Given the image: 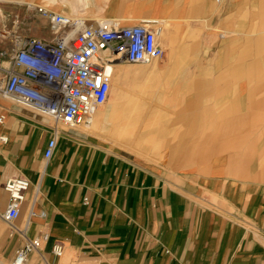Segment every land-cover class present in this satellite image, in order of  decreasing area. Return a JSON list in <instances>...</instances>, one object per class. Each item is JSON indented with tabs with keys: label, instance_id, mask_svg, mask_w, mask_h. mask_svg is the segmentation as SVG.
I'll return each mask as SVG.
<instances>
[{
	"label": "crops",
	"instance_id": "0c3cea01",
	"mask_svg": "<svg viewBox=\"0 0 264 264\" xmlns=\"http://www.w3.org/2000/svg\"><path fill=\"white\" fill-rule=\"evenodd\" d=\"M91 1L101 15L86 16L87 24L162 25L161 60L169 74H178L163 86L177 90L173 131L181 154L169 167L108 139L106 128L122 121L118 103L108 119L102 106L90 127L70 128L0 94V264H13L28 239L39 246L25 264H264V109L250 130L248 106L254 87L264 104V0H137L116 11L112 0ZM81 2L0 0V68L11 69L25 41L55 38L39 9L70 16ZM254 41L255 49L249 47ZM234 56L242 58L235 66ZM123 64L114 66L119 82L144 81L148 100L162 93L164 102L162 89L153 90L157 82H149L154 72L139 68V75L128 76L135 69ZM250 71L260 74L251 84ZM228 73L236 76L224 80ZM186 75L198 79L186 81ZM185 89L215 103L228 99L230 114L217 116L214 132L202 134L195 113L186 132L179 102ZM156 108L147 114L160 115ZM55 134L57 146L46 160ZM202 135L212 143L200 144ZM198 152L216 155L201 160ZM13 177L26 178L30 187L11 226L3 218L10 205L3 184ZM55 244L63 247L60 258Z\"/></svg>",
	"mask_w": 264,
	"mask_h": 264
},
{
	"label": "built area",
	"instance_id": "2783aa9c",
	"mask_svg": "<svg viewBox=\"0 0 264 264\" xmlns=\"http://www.w3.org/2000/svg\"><path fill=\"white\" fill-rule=\"evenodd\" d=\"M39 13L49 19L55 38L50 42L25 41L15 52L11 69L0 68V94L46 114L56 125L90 127L109 99L115 65H149L165 55L162 25L156 21L133 26L108 22L89 25L46 9H39ZM56 146L55 134L48 143L46 160L52 158ZM29 187L24 177H13L3 184L10 198L3 218L11 226L20 215ZM38 246V239H28L13 264H25ZM53 253L62 257V245L55 244Z\"/></svg>",
	"mask_w": 264,
	"mask_h": 264
},
{
	"label": "rangeland",
	"instance_id": "374dc122",
	"mask_svg": "<svg viewBox=\"0 0 264 264\" xmlns=\"http://www.w3.org/2000/svg\"><path fill=\"white\" fill-rule=\"evenodd\" d=\"M137 3V0H112L111 1V9H115L116 5L121 6L126 3ZM140 2V1H138ZM78 3V2H77ZM83 8H73L72 18L75 19H86V16H100L101 13H98L95 9V4L91 0H83L81 2ZM76 11V12H74ZM109 20V19H106ZM91 25V24H89ZM255 49L256 42H249V47H253ZM235 48V46H234ZM250 60H254L256 62V57H250ZM234 66L241 63L242 58L239 56H234ZM124 67H132L133 69H142L147 70V73L154 72V79H150V84L153 81L157 82L154 85L153 90L156 89L159 91L162 89V92L165 93L166 98L164 102L161 104L162 93L158 94V99L155 100L156 94H152V98L154 101H149L146 94V104L142 106L135 104L133 100L137 99L144 93L145 83L144 81L137 82L136 85H132L133 79L130 77L128 80L122 84L117 80V78L113 77L111 90L109 94V99L107 103L101 108V110L105 113L106 119L109 118L113 108L116 106V102L119 104L121 108V112L123 114L121 124L117 127L106 128L105 136L108 139H112L117 145L127 148L128 150L136 153L139 157H141L144 161L156 163V164H165L169 165V167L176 166L178 161V155L181 153L177 152V144L178 141H181L179 137H177L175 128V123L173 122L176 117V112L178 109L177 99H176V89H165L164 81L167 78L176 80V73L167 72L166 67L162 60L154 62L151 65H132V64H123ZM156 69V70H155ZM134 70V71H135ZM262 75V74H261ZM236 75L232 73L225 74L224 80H231L232 77ZM260 78V74L256 71L249 72V82L255 83L257 79ZM186 81H194L198 79V77H192V75H186L184 77ZM173 84V83H172ZM147 87V84H146ZM162 87V88H161ZM147 91V90H146ZM145 91V92H146ZM198 91L194 89H185L184 96L179 102H183L185 113H186V132L187 128L194 123L189 120L192 119L191 115L193 113L198 114L197 123L200 125V131L204 130L202 134H210L214 132V128L217 123V116L222 114V117H226L230 114V110H228L230 102L228 99H224L220 102H214L211 98H195L193 96V92ZM180 92V91H179ZM240 92V90H238ZM116 93L119 95L118 99H116ZM257 89H249V128L255 129L257 127V119H258V109H264V104L257 103ZM136 97V98H135ZM201 99V100H200ZM148 104V105H147ZM151 105V106H150ZM151 107H159L156 108L154 113H158L161 111L162 113L157 116H150L148 114L140 115L141 110H149ZM180 108V106H179ZM207 110V111H205ZM154 111V110H153ZM262 112V111H261ZM191 114V115H190ZM107 122V121H106ZM174 124V125H173ZM174 126V127H172ZM144 129H146L144 131ZM202 132V131H201ZM191 139L190 137H185V140ZM211 137L202 135L201 139L198 140L200 144L204 143H212ZM200 159L204 160L208 157H214L216 154L214 153H206V152H198ZM183 155V154H182ZM187 155V154H186ZM192 155V154H188ZM185 156V155H184ZM181 158V156H179ZM240 157V155H238Z\"/></svg>",
	"mask_w": 264,
	"mask_h": 264
},
{
	"label": "bare ground",
	"instance_id": "6f19581e",
	"mask_svg": "<svg viewBox=\"0 0 264 264\" xmlns=\"http://www.w3.org/2000/svg\"><path fill=\"white\" fill-rule=\"evenodd\" d=\"M98 2H108L109 0H97ZM95 3V2H94ZM97 3V2H96ZM97 7H99V6H97ZM96 7V8H97ZM101 9V8H100ZM83 20V19H82ZM73 34V32L72 33H70V35H72ZM132 65H135V64H132ZM141 68V67H140ZM118 72H120L119 71V69H118V67H117V69H115L114 68V71H113V77H114V79H115V77H116V75L117 74H119ZM141 72H140V70H138V69H136L135 71H132V75L131 74H128V76H136V75H139ZM146 89V88H145ZM145 94H146V92H144V93H142V95L140 96V97H137V99H135V101L133 100V102L136 104L137 102H138V104H141L142 106H144L145 104H146V96H145ZM136 98V97H135ZM117 103V102H116ZM148 105V104H147ZM151 106V105H150ZM115 112V111H114ZM150 112V109L148 110H141L140 111V114H147V113H149ZM152 112V111H151ZM161 111H158V113H160ZM120 113V110L119 109H117L116 110V117L118 116V114Z\"/></svg>",
	"mask_w": 264,
	"mask_h": 264
}]
</instances>
